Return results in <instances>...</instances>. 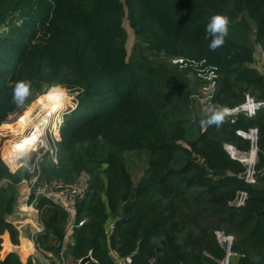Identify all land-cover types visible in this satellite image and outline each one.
<instances>
[{
    "label": "trees",
    "instance_id": "obj_1",
    "mask_svg": "<svg viewBox=\"0 0 264 264\" xmlns=\"http://www.w3.org/2000/svg\"><path fill=\"white\" fill-rule=\"evenodd\" d=\"M125 7L152 59L128 58ZM216 14L232 23L223 47L212 51L205 29ZM7 24L0 32V128L49 86L76 93L77 106L56 131L58 163L48 154L41 162L42 180L88 181L76 200L72 264L88 255L86 264L130 257L127 264H223L220 233L233 237L228 264H264V106L202 130L191 84L214 67L217 88L207 106L233 108L248 94L264 100V70L256 65L258 55L264 61V0H0V26ZM174 57L197 66L174 64ZM21 80L31 82V95L17 106L12 88ZM252 128L258 150L248 181V165L225 144L248 152L232 150L251 164L252 141L238 130ZM137 151L148 157L135 184L124 154ZM5 155L1 150L0 264H42L24 263L4 244L6 235L20 242L8 216L29 176L12 173ZM38 206L45 227L36 245L63 264L55 246L68 213L46 198Z\"/></svg>",
    "mask_w": 264,
    "mask_h": 264
},
{
    "label": "built area",
    "instance_id": "obj_2",
    "mask_svg": "<svg viewBox=\"0 0 264 264\" xmlns=\"http://www.w3.org/2000/svg\"><path fill=\"white\" fill-rule=\"evenodd\" d=\"M172 62L181 66H187L190 64L197 66L194 61L191 62L190 60L183 57H174L172 59ZM215 69L216 68L214 67H207L204 68V70H206V73L202 70L200 71V74H204L203 76L206 77V80H208V82L203 87L207 92H205L206 100H211L213 98L217 88V73ZM263 106L264 100H256L253 96L248 94L242 104L233 108L227 106L223 107L229 109L228 116L234 117L240 113H244L248 116H253ZM65 108L66 107L63 108L64 110L61 107L57 108L54 114L51 117H47L46 119H44V117L46 116V113L48 111H42L36 121L34 118L35 112L33 111L32 113H30L27 119L23 121L21 126L22 128L16 129L15 127V132H11L16 133L15 135L9 136V138L7 136L8 145H14V143L25 140L28 137H32L35 139L32 147L29 150L21 154L20 152H17V155L15 154L12 155V157L8 158L3 156V159H5V163L12 173H16L21 168H23V164L25 162H27L29 165V167H25L29 172V176H26L21 180L27 185L26 193L23 197L21 205V211L27 217V220H30L33 223V225L29 223L31 224L30 237L33 242H35V237L44 231L45 227L41 219V210L38 206V200H40L41 198H46L59 205L68 213L69 219L73 220L74 223V217L76 215V200L77 198L82 197L88 190V181L83 176L70 181H66L63 179L46 181L42 180L41 178V162L45 155L48 154L55 163H58V145L56 142V131L62 124L64 116L68 111ZM23 112L24 111H21L20 114H22ZM18 116L17 119H19ZM231 121L234 122L235 118H232ZM37 124L41 129L40 134L38 135L35 134L38 127ZM1 128L0 132L2 131ZM254 131L258 130L256 128L250 129L249 132L238 130V133L248 138V136L253 134ZM38 157L40 159H37ZM246 178L248 181H253L254 179L253 172L250 171V169L248 170ZM245 197L246 195L242 193L237 203H243ZM18 228L21 229V226H18ZM35 251L40 253L37 249V246L35 248ZM44 259L47 264H53L47 258L44 257ZM129 260L130 258L127 259V261L124 259H118V262L119 264H127ZM62 261L63 264H66L65 258L62 257Z\"/></svg>",
    "mask_w": 264,
    "mask_h": 264
},
{
    "label": "rangeland",
    "instance_id": "obj_3",
    "mask_svg": "<svg viewBox=\"0 0 264 264\" xmlns=\"http://www.w3.org/2000/svg\"><path fill=\"white\" fill-rule=\"evenodd\" d=\"M121 1L125 2V0H121ZM122 22H123V26L126 28L128 32V40H127L128 58L152 59L151 52L147 49V44L144 42L142 35H140L139 29L132 25V21L127 7H125V15L123 16ZM8 26L9 24L5 26H0V32L7 30ZM259 56L260 55H258L256 65L259 66L260 69L264 70V61H262ZM192 77H194V75ZM207 82L204 79L199 80L197 78H192V82H191V84L193 85L192 92H194L193 96L195 98V104L197 106L198 112L202 115H204L203 113L204 107H207L206 104H210L209 100H206L205 98L206 90L203 88ZM50 103L53 105L57 104V108L61 107L63 109L64 107H66L65 109L68 110L67 113H69L77 106L76 93L75 91L66 88L62 84L52 85L46 88L44 92L37 95L36 98H34V100L29 105L24 107L19 112L12 114V116H10V118L4 123L5 125L8 123L11 124L7 126H2L1 128L2 131L0 132V137L3 140L2 146L0 147V151L6 150V155H5L6 158L10 157L9 155L11 154L12 151L11 145L10 144L8 145V138L9 136H11L12 134L11 132L15 131V127L16 129L22 128L21 126L23 121H25L27 117L30 115V113H32L33 111L35 112L34 118L36 121L39 118L42 111H46L45 106ZM21 111L24 112L20 114ZM17 116L19 117V119H17ZM124 157L131 170L134 182L135 184H137L146 169L148 154L145 151H137V152L125 153ZM24 169L26 168L23 167L20 169L21 171L20 170L19 171L22 174H24L25 173ZM26 189H27V185L23 183V181H21L19 183L18 203L16 204L13 214L8 216V219L13 221L17 226H21V229H24L26 225L27 226L28 225L30 226L31 224L33 225V223L30 220H27V217L21 211V205H22L23 197L26 193ZM42 215L43 214L41 213V217H43ZM73 229H74L73 220L68 219V224L66 226V234H68ZM37 249L39 250L40 253H38L37 251H33L32 257L34 258V260H39L42 264H47L44 257L50 260L52 263H53L52 259H57V257L53 253L46 252L45 250L39 248L38 246ZM67 249L68 247H65L64 251H66ZM62 256L65 258L66 264H72L71 259L67 255V251L63 253Z\"/></svg>",
    "mask_w": 264,
    "mask_h": 264
},
{
    "label": "clouds",
    "instance_id": "obj_4",
    "mask_svg": "<svg viewBox=\"0 0 264 264\" xmlns=\"http://www.w3.org/2000/svg\"><path fill=\"white\" fill-rule=\"evenodd\" d=\"M231 23L232 21L227 15L216 14L211 17L205 29L206 33L211 38L209 43L210 50L215 51L216 49L223 47L226 38L229 35V26ZM30 95V81H18L12 88V102L17 106H22ZM203 113L204 118L200 120V127L202 130H206L208 126L216 125L219 127L222 125L229 114V109L226 107H218L216 105H208L203 109ZM37 159L40 158L38 157ZM23 167H29L28 163L25 162Z\"/></svg>",
    "mask_w": 264,
    "mask_h": 264
},
{
    "label": "crops",
    "instance_id": "obj_5",
    "mask_svg": "<svg viewBox=\"0 0 264 264\" xmlns=\"http://www.w3.org/2000/svg\"><path fill=\"white\" fill-rule=\"evenodd\" d=\"M205 108V107H204ZM20 230V242L19 244H14L9 235L5 236V245H7V250L8 251H16L20 258L22 259V261L24 263H26L30 258H32L34 260V258L32 257L33 255V251H35L36 248V242H33L31 240L30 234H31V225L29 226H25L24 229H19ZM73 232L74 229L72 231H70L68 234H65L64 239L62 242H60L59 244H62V252L61 254L65 253L66 251L68 252V249L70 247V245L73 243ZM68 247V249L66 251H64V248ZM64 258V257H63ZM53 263H57L59 264V260L58 259H52ZM66 263V261H65Z\"/></svg>",
    "mask_w": 264,
    "mask_h": 264
},
{
    "label": "water",
    "instance_id": "obj_6",
    "mask_svg": "<svg viewBox=\"0 0 264 264\" xmlns=\"http://www.w3.org/2000/svg\"><path fill=\"white\" fill-rule=\"evenodd\" d=\"M248 138L252 141V149H251V154L254 155L253 157V162L252 164H248L247 162H245L244 160H242L241 158L239 157H236L234 156L231 151H230V147H233L235 148L236 150H238L240 153H248V152H245V151H241L239 150L238 148H236L235 146L231 145V144H225V148L226 150L231 154L232 157L236 158V159H239L240 161H242L245 165H248L250 171H252L254 173V166H255V163H256V157H257V150H258V145H257V139H258V131H254L253 134H251L250 136H248ZM262 215H264V210L261 212ZM219 237H220V240L221 241H227V256L226 258L224 259L223 261V264H228L229 262V257H230V247H231V243H232V239L233 237L232 236H229V237H224L223 234H219ZM56 250L61 253L62 252V244H58L55 246ZM92 257L91 255H88L84 258H82L80 261H79V264H86L89 260H91ZM131 259V257H130Z\"/></svg>",
    "mask_w": 264,
    "mask_h": 264
},
{
    "label": "bare ground",
    "instance_id": "obj_7",
    "mask_svg": "<svg viewBox=\"0 0 264 264\" xmlns=\"http://www.w3.org/2000/svg\"><path fill=\"white\" fill-rule=\"evenodd\" d=\"M45 108H46V111H48L47 113H46V116L44 117V119H46L47 117H51L52 115H53V113H54V111H55V109H57V104L56 105H53V104H47L46 106H45ZM43 119V120H44ZM43 122V121H42ZM37 126H38V124H37ZM40 131H41V129L39 128V126L37 127V129H36V132H35V134H40ZM15 132V131H14ZM16 133H12L11 134V136L12 135H15ZM27 138V137H26ZM25 140H28V141H30V143H28V144H25L24 142H25ZM25 140H21V141H18V142H16V143H14V145H11V149H12V151H11V154H10V157H12V155H17V152H20V154L21 153H23V152H25V151H27V150H29L31 147H32V145H33V142L35 141V139L34 138H32V137H28L27 139H25ZM18 145H23V147L22 148H20V147H17ZM236 150L235 148H233V147H230V151H231V153L234 155V153L232 152V150ZM237 151V150H236ZM249 153H251V152H249ZM235 156V155H234ZM240 158V157H239ZM252 164V163H251Z\"/></svg>",
    "mask_w": 264,
    "mask_h": 264
},
{
    "label": "snow or ice",
    "instance_id": "obj_8",
    "mask_svg": "<svg viewBox=\"0 0 264 264\" xmlns=\"http://www.w3.org/2000/svg\"><path fill=\"white\" fill-rule=\"evenodd\" d=\"M50 98H52V97H50ZM25 144H28V143H30V141H28V140H25V142H24ZM17 147H20V148H22L23 147V145H18Z\"/></svg>",
    "mask_w": 264,
    "mask_h": 264
}]
</instances>
